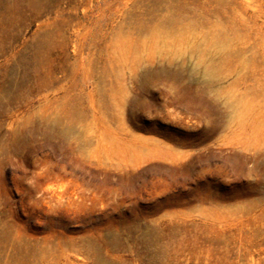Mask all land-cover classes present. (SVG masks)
I'll use <instances>...</instances> for the list:
<instances>
[{
    "label": "rangeland",
    "instance_id": "374dc122",
    "mask_svg": "<svg viewBox=\"0 0 264 264\" xmlns=\"http://www.w3.org/2000/svg\"><path fill=\"white\" fill-rule=\"evenodd\" d=\"M0 8V264H264V0Z\"/></svg>",
    "mask_w": 264,
    "mask_h": 264
},
{
    "label": "bare ground",
    "instance_id": "6f19581e",
    "mask_svg": "<svg viewBox=\"0 0 264 264\" xmlns=\"http://www.w3.org/2000/svg\"><path fill=\"white\" fill-rule=\"evenodd\" d=\"M154 1V0H153ZM8 7V6H7ZM9 8V7H8ZM167 8V7H166ZM165 8V9H166ZM1 9V8H0ZM7 9V8H6ZM165 11V10H164ZM160 12V10H159ZM136 14V13H135ZM161 14V12H160ZM154 16V15H153ZM11 17V16H10ZM31 17V16H30ZM164 17V16H163ZM162 17V18H163ZM23 18V17H22ZM58 19V18H57ZM127 18H125L126 20ZM1 20V19H0ZM3 21V20H2ZM203 23V22H202ZM173 24V23H172ZM50 25V24H49ZM169 25V24H168ZM213 26V25H212ZM204 28V27H203ZM6 29V28H5ZM11 34V33H10ZM13 35V34H12ZM16 36V35H15ZM17 37V36H16ZM60 37V36H59ZM57 38V37H56ZM64 38V37H63ZM166 37H163L162 34H161V31L160 29H155V30H152L148 33L147 35V39L150 40V41H155L156 42V48H158V55H160V52L161 51H164L163 49L165 48V50L167 52H171V55L173 56H181V53L183 52V50H174L173 47H171L170 45H168V43L166 41H161L163 39H165ZM161 41V42H160ZM36 42V41H35ZM77 42V41H76ZM178 42V41H177ZM160 43H161V47H160ZM223 43V42H222ZM2 44V43H1ZM31 44V43H30ZM217 44L219 46H221V43L219 41H217ZM33 45V44H32ZM31 45V46H32ZM180 46V45H179ZM39 47V46H38ZM46 47V46H45ZM49 47V46H48ZM178 47V46H177ZM42 48V47H41ZM89 48V47H88ZM28 49V48H27ZM87 50V49H86ZM161 50V51H160ZM34 51V50H33ZM123 51L122 52L123 54H127V53H132L134 52V49L133 47L131 46H125L123 47ZM160 51V52H159ZM85 52V51H84ZM87 52V51H86ZM85 52V53H86ZM1 54V53H0ZM49 54V53H48ZM153 54V53H152ZM185 54V53H183ZM189 54L194 56L195 58V69L193 70V72H195V74H198V75H201L205 80H206V88L203 90V92L205 94H209L211 92V83L213 82V80L217 77V68L215 65H213L211 63V61L209 60V58L204 55V54H201L200 52V49L197 47V46H192V47H189ZM110 60V59H109ZM177 61V60H176ZM46 63V62H45ZM126 63H127V60L123 61V65L122 66H126ZM194 63V62H193ZM45 66V65H44ZM41 67V66H40ZM60 67H62L60 65ZM70 67V66H69ZM101 68V67H100ZM187 68V67H186ZM42 69V68H41ZM65 69V68H64ZM63 69V70H64ZM137 67L135 65H133L132 67H129L127 70L132 73V74H135L137 73ZM43 70V69H42ZM183 70V69H182ZM68 71V70H67ZM69 72V71H68ZM34 73V72H33ZM165 73V70L163 68H159L157 67L154 71H151V70H148V69H144L142 70L141 74H140V79H141V82L144 84L146 82H148L152 77H157V78H160L162 77V75ZM186 74V72H185ZM172 75V73H171ZM175 75V74H174ZM188 75V74H187ZM25 76V74H24ZM172 77H174L172 75ZM179 77V76H177ZM43 79V78H42ZM186 79V78H185ZM189 79V78H188ZM4 82V81H3ZM182 82V81H181ZM194 82V81H193ZM183 83V82H182ZM196 83V82H195ZM5 89V88H4ZM80 89V88H79ZM99 89V88H98ZM190 89V88H189ZM23 90V88H22ZM52 91V90H51ZM122 92V90H121ZM128 93V92H127ZM197 93V92H195ZM123 94V93H122ZM126 94V93H125ZM70 95V94H69ZM199 95V94H198ZM69 97V96H68ZM206 98V97H205ZM234 98V97H233ZM236 100V98L234 99ZM75 102V101H74ZM231 102V101H230ZM234 102V101H232ZM83 104V103H82ZM229 107V106H228ZM233 107L235 109H239L242 108L244 109L245 111L247 110V106L241 102V101H235V103L233 104ZM232 109V108H231ZM243 112V111H242ZM35 114V113H34ZM64 119V118H63ZM60 134L62 136H66L69 134V131L67 129H62L60 130ZM10 153V152H9ZM95 249V248H93ZM91 250H92V246H91ZM101 254V253H100ZM100 261V260H99ZM102 261V260H101ZM106 261V260H105ZM103 263V262H102ZM116 263V262H115ZM119 263V262H118ZM101 264V263H99ZM107 264V263H105ZM163 264V262H162Z\"/></svg>",
    "mask_w": 264,
    "mask_h": 264
}]
</instances>
